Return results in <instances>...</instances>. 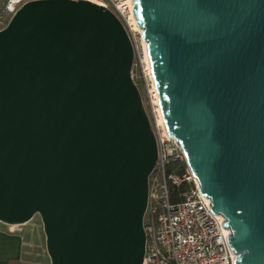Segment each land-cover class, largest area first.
<instances>
[{"label":"water","instance_id":"95a60500","mask_svg":"<svg viewBox=\"0 0 264 264\" xmlns=\"http://www.w3.org/2000/svg\"><path fill=\"white\" fill-rule=\"evenodd\" d=\"M168 134L264 264V0H133ZM118 17L34 0L0 32V221L41 216L51 264H144L157 143Z\"/></svg>","mask_w":264,"mask_h":264},{"label":"built area","instance_id":"2783aa9c","mask_svg":"<svg viewBox=\"0 0 264 264\" xmlns=\"http://www.w3.org/2000/svg\"><path fill=\"white\" fill-rule=\"evenodd\" d=\"M34 0H0V32L22 6ZM112 11L121 21L133 47L131 78L137 86L157 143V161L149 176L144 217V264H235L226 218L190 169L185 151L166 129L151 67L148 42L137 25L133 0H85ZM162 116V118H161ZM1 222V221H0ZM6 224V223H5ZM10 226L11 232L14 229Z\"/></svg>","mask_w":264,"mask_h":264},{"label":"crops","instance_id":"0c3cea01","mask_svg":"<svg viewBox=\"0 0 264 264\" xmlns=\"http://www.w3.org/2000/svg\"><path fill=\"white\" fill-rule=\"evenodd\" d=\"M0 264H51L44 233L27 225L17 233L0 227Z\"/></svg>","mask_w":264,"mask_h":264},{"label":"rangeland","instance_id":"374dc122","mask_svg":"<svg viewBox=\"0 0 264 264\" xmlns=\"http://www.w3.org/2000/svg\"><path fill=\"white\" fill-rule=\"evenodd\" d=\"M25 225H27V227L32 232L42 231L45 235L43 222H42L41 216L39 214H36L30 221H28L26 223L11 225V227L14 229V232H12V233H17V231L18 232L23 231L25 229ZM0 227H5L8 232H11L10 226L6 225L3 222H0ZM45 241H46V235H45Z\"/></svg>","mask_w":264,"mask_h":264},{"label":"bare ground","instance_id":"6f19581e","mask_svg":"<svg viewBox=\"0 0 264 264\" xmlns=\"http://www.w3.org/2000/svg\"><path fill=\"white\" fill-rule=\"evenodd\" d=\"M161 118H162V116H161Z\"/></svg>","mask_w":264,"mask_h":264}]
</instances>
